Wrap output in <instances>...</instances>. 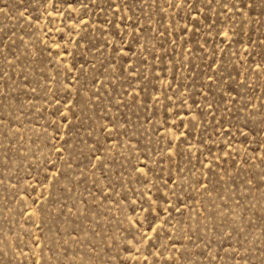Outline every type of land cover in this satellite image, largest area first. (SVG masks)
Wrapping results in <instances>:
<instances>
[{
    "label": "rangeland",
    "instance_id": "obj_1",
    "mask_svg": "<svg viewBox=\"0 0 264 264\" xmlns=\"http://www.w3.org/2000/svg\"><path fill=\"white\" fill-rule=\"evenodd\" d=\"M0 264H264V0H0Z\"/></svg>",
    "mask_w": 264,
    "mask_h": 264
}]
</instances>
